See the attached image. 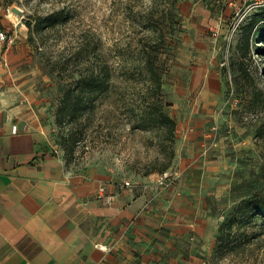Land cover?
I'll return each instance as SVG.
<instances>
[{"label":"rangeland","instance_id":"1","mask_svg":"<svg viewBox=\"0 0 264 264\" xmlns=\"http://www.w3.org/2000/svg\"><path fill=\"white\" fill-rule=\"evenodd\" d=\"M242 4L0 0V31L13 37L9 43L0 40V77L12 66L21 91L50 116L53 142L66 160L83 166L102 163L155 193L176 185L182 178L180 156L200 151L201 142L190 151L181 136L167 138L166 126H140L133 110L149 111L156 101L175 118L176 133L197 129L192 139L201 137L206 144L202 151L211 161L202 186L193 188L202 191L203 202L178 209L182 214H173V241L162 236L143 240L138 260L131 264H264V214L234 229V249H214L217 228L244 194L243 185L256 180L264 192V107L251 108L249 89L235 82L241 64L264 90V56L253 50L243 56L238 50L241 24L234 22ZM54 11L63 20L38 31L39 16ZM150 56L162 72L157 96L146 69ZM92 68H107L112 82L78 121L58 125L55 116L66 88ZM195 74L202 83L193 90ZM166 163L178 176L171 186L160 188L156 178Z\"/></svg>","mask_w":264,"mask_h":264},{"label":"crops","instance_id":"2","mask_svg":"<svg viewBox=\"0 0 264 264\" xmlns=\"http://www.w3.org/2000/svg\"><path fill=\"white\" fill-rule=\"evenodd\" d=\"M13 71L0 77V264H131L143 240L173 241V214L203 202L193 188L202 186L211 157L201 137L192 139L197 129L176 133L190 151L202 147L180 156L176 185L120 189L125 177L107 165H75L61 155L50 116ZM201 83L191 78L193 90Z\"/></svg>","mask_w":264,"mask_h":264},{"label":"trees","instance_id":"3","mask_svg":"<svg viewBox=\"0 0 264 264\" xmlns=\"http://www.w3.org/2000/svg\"><path fill=\"white\" fill-rule=\"evenodd\" d=\"M63 20L60 11H54L45 15H40L37 20L36 28L38 31L52 27ZM26 25L31 31L32 23L30 20L26 21ZM241 33L238 42V50L243 56L249 55L253 50L260 56H264V6L256 11L250 13L241 22ZM146 62V69L149 72V78L154 85L153 93L157 96L162 91V72L156 65V60L152 56L148 57ZM238 72L235 77V82L238 85L247 87L249 106L251 108L264 107V90L258 85L254 75L245 68L244 65L239 64ZM112 74L107 68L91 69L86 72H81L77 75L74 85L66 88L62 97V102L57 108L55 122L58 125L65 123L74 124L79 120V115H82L88 104L94 103L97 98L105 92L112 82ZM239 79V80H238ZM153 108L147 111L146 109L141 113L133 110V116L138 120V124L144 127H151L154 124L166 126L167 138L174 141L176 137L177 122L173 116L168 114L156 101L152 105ZM85 109V110H84ZM75 139L74 142H77ZM74 144L68 149L72 151ZM69 161V160H68ZM169 163L164 164L161 170L164 171L169 167ZM257 181L246 183L242 188L241 184L234 185L231 192L237 190H245L244 194L240 196V200L227 211L223 216L217 228L215 250H228L234 249L233 235L234 229L240 226L241 222L251 220L258 215L264 214V192L261 187L255 186Z\"/></svg>","mask_w":264,"mask_h":264},{"label":"built area","instance_id":"4","mask_svg":"<svg viewBox=\"0 0 264 264\" xmlns=\"http://www.w3.org/2000/svg\"><path fill=\"white\" fill-rule=\"evenodd\" d=\"M242 1H243L242 8L239 11H237V15L235 17V22H234L235 26L236 25L239 26L246 16H248L253 11H256L264 6V0H242ZM0 40L9 43V42H13V37H11V35H8L4 31H0ZM177 176L178 175L176 172L166 169L160 172V174L157 176L156 183L158 187L166 188L173 184V181ZM136 185H137L136 181L129 178H124L119 183V188L125 189ZM108 199L110 200L111 198L108 197Z\"/></svg>","mask_w":264,"mask_h":264},{"label":"water","instance_id":"5","mask_svg":"<svg viewBox=\"0 0 264 264\" xmlns=\"http://www.w3.org/2000/svg\"><path fill=\"white\" fill-rule=\"evenodd\" d=\"M17 11V10H16ZM18 12V11H17Z\"/></svg>","mask_w":264,"mask_h":264}]
</instances>
